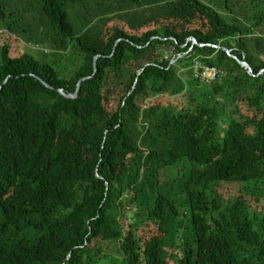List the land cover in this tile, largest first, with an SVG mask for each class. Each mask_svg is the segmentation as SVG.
<instances>
[{
	"label": "trees",
	"instance_id": "trees-1",
	"mask_svg": "<svg viewBox=\"0 0 264 264\" xmlns=\"http://www.w3.org/2000/svg\"><path fill=\"white\" fill-rule=\"evenodd\" d=\"M0 28L52 50L0 46V264H264V0H0Z\"/></svg>",
	"mask_w": 264,
	"mask_h": 264
},
{
	"label": "rangeland",
	"instance_id": "rangeland-1",
	"mask_svg": "<svg viewBox=\"0 0 264 264\" xmlns=\"http://www.w3.org/2000/svg\"><path fill=\"white\" fill-rule=\"evenodd\" d=\"M205 1V0H204ZM207 2H209V0H206ZM214 2L218 1V0H213ZM234 1V0H232ZM233 4H241V1H235L233 2ZM118 26V27H122L121 24L118 23V21H115L113 23H111L110 26V31H113V29ZM4 44H8L10 46V50L12 55H19L23 52H29V50H32L31 52L33 54H35L37 57H41L40 51H44L45 53H50L52 50L49 46L46 45H39V44H33L30 43L29 41H26L25 39H23L21 36H19L18 34H15L14 32H10L7 29H2L0 28V46L4 45ZM165 56H168L170 58H174L175 56V51L173 48H170L166 51ZM174 62V61H172ZM175 101L181 102L184 105L187 104V100L183 95H179V96H170L168 94H163V95H159L157 97H152V98H147L145 101L142 102L143 107H147L150 105H154L157 103H160L162 105H166L169 103H173ZM118 105V99H114L112 102V106L116 107ZM167 178V177H166ZM163 180H165V177L163 178ZM240 187V186H238ZM229 188L227 186H225L224 190H228ZM144 231L145 233L149 234V236H151L154 232H155V227L154 225L148 223L146 225V227H144Z\"/></svg>",
	"mask_w": 264,
	"mask_h": 264
},
{
	"label": "water",
	"instance_id": "water-1",
	"mask_svg": "<svg viewBox=\"0 0 264 264\" xmlns=\"http://www.w3.org/2000/svg\"><path fill=\"white\" fill-rule=\"evenodd\" d=\"M194 42L196 43V40H195V39H194ZM200 46H204V45H203V44H200ZM213 47H215V48H219L218 46H213ZM224 50H226V51L228 52V54L231 55L230 50H228V49H226V48H224ZM231 56H232V55H231ZM232 57H233V56H232ZM96 59H97V57H96L95 60H94L95 71H96ZM238 61H239V63H240L243 67L247 68L248 71H249L250 73H253V74H254V70H252V68L250 67V65H249L247 62H245V61H243V60H238ZM139 74H141V73H139ZM87 78H89V77H87ZM87 78H83L81 81H79L78 86H77V91H76L75 94H73V95H70V94H64L61 90H60V93H61L62 95H64L65 97H67V98H74V97H77V93H78L79 90H80V84H81V82L84 81V80H86ZM40 80H41L46 86H50L45 80H43V79H41V78H40Z\"/></svg>",
	"mask_w": 264,
	"mask_h": 264
},
{
	"label": "built area",
	"instance_id": "built-area-1",
	"mask_svg": "<svg viewBox=\"0 0 264 264\" xmlns=\"http://www.w3.org/2000/svg\"><path fill=\"white\" fill-rule=\"evenodd\" d=\"M219 75H220V73L216 69H206L204 72V76L207 80H209V79L213 80Z\"/></svg>",
	"mask_w": 264,
	"mask_h": 264
},
{
	"label": "clouds",
	"instance_id": "clouds-1",
	"mask_svg": "<svg viewBox=\"0 0 264 264\" xmlns=\"http://www.w3.org/2000/svg\"><path fill=\"white\" fill-rule=\"evenodd\" d=\"M97 60V59H96ZM60 91V90H59ZM62 91V90H61ZM63 92V91H62ZM65 94V93H64ZM70 95H73V94H70Z\"/></svg>",
	"mask_w": 264,
	"mask_h": 264
},
{
	"label": "bare ground",
	"instance_id": "bare-ground-1",
	"mask_svg": "<svg viewBox=\"0 0 264 264\" xmlns=\"http://www.w3.org/2000/svg\"><path fill=\"white\" fill-rule=\"evenodd\" d=\"M200 65V64H199ZM201 68V67H200Z\"/></svg>",
	"mask_w": 264,
	"mask_h": 264
}]
</instances>
